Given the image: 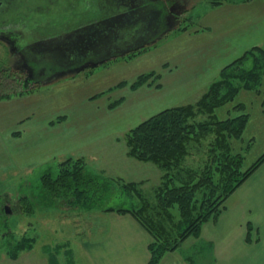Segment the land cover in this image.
<instances>
[{
  "label": "rangeland",
  "instance_id": "1",
  "mask_svg": "<svg viewBox=\"0 0 264 264\" xmlns=\"http://www.w3.org/2000/svg\"><path fill=\"white\" fill-rule=\"evenodd\" d=\"M104 1L12 0L11 7L14 11L9 10L8 14L0 15L1 21L7 20L14 13V24L2 22L0 29L16 31V34L10 35L16 36L18 42L25 40L23 46L35 47L32 50L36 52V56H31L30 51L25 48L20 53L12 52L8 42L0 37V205L2 209L7 206L11 210V213L0 216V256L8 257L7 239L3 237L6 228L12 231L13 238L33 235L38 240V245L46 241L50 246L62 242L67 234L74 232L71 223L62 234L58 231L51 232L38 217L44 208L53 210L58 216L64 212L69 217L75 216L77 210H80V214H84L86 210L66 209L60 201L59 204L56 200L54 204H50L51 200L47 201L44 197L45 188L41 179L44 171L49 169L55 176L59 170L58 164L67 158H82L88 172L103 174L120 182L140 183L142 174H148L149 182L143 186L142 192L154 203L156 177H160L162 170L150 161H140L128 155L126 132L167 106L195 102L209 85L198 81L203 74L215 72L218 78L220 70L246 50L254 45L264 47V44H254L251 38L246 39L243 32L232 39L213 34L209 37L210 30L205 26L202 15L209 7L220 3L213 4V0H186L182 3L184 8L181 10L180 20L178 18L170 28L152 38L145 46L131 52L132 54L118 57L108 55L109 60L101 64L97 61L85 68L75 64L65 69L51 70L46 76L35 79L26 77L27 70L24 63H21L20 55L25 58L27 65L30 61L40 63L44 60L55 64L65 63L66 54L54 53V49L44 52L46 39H43L78 26L80 22L103 16L106 12L101 8ZM224 1L227 0H222ZM111 4L112 2L109 4L110 11L106 13L116 9ZM244 15L247 19L238 26V31L247 30V27L251 29V23H254L249 15ZM254 28L258 31L260 26L257 24ZM195 30L198 32H195L198 34L196 37H187L186 33H182ZM34 41L37 42L33 43ZM233 42L234 50L239 45L240 51L230 54ZM50 53L52 59L47 58ZM222 57L225 60L227 57L232 58L221 61ZM77 66L79 69H74ZM152 71L155 74L150 75L146 82L133 85L138 75ZM186 95L198 97L194 100L181 99ZM263 99L264 75L256 91L240 89L233 101L218 106L214 112L217 118L222 119L240 113L235 108L237 103L245 105V111L249 114L247 125L241 138L232 139L231 144L234 151L244 155L242 170L264 151ZM208 139L201 141L200 145L192 144L193 147L185 158L186 165H204L208 157ZM216 176L214 173V177ZM120 182L115 183V188L103 205L115 208L139 206V197L121 188ZM241 184L228 194L219 206L218 213L207 221L216 219L224 211L228 199ZM199 195L200 192L197 193ZM24 197L36 204L34 213L23 214L16 211V203L19 204ZM93 210L104 211L98 208L87 209L85 215L93 214ZM169 211L174 218L179 215L176 206ZM85 217L81 215V219ZM34 218L39 222L36 225L33 223L35 228L32 230L33 228H28L27 222L34 221ZM60 219L58 217V221ZM204 223L197 235H190L188 238L199 237ZM249 227L251 226L247 224L246 239ZM185 240L175 250H180L183 245L187 246L188 242L185 243ZM200 246L202 247L196 244L191 245L189 250L185 249L190 254L187 256L192 259V264H204L200 260Z\"/></svg>",
  "mask_w": 264,
  "mask_h": 264
},
{
  "label": "trees",
  "instance_id": "2",
  "mask_svg": "<svg viewBox=\"0 0 264 264\" xmlns=\"http://www.w3.org/2000/svg\"><path fill=\"white\" fill-rule=\"evenodd\" d=\"M221 2L222 0L212 1L213 4ZM89 33V30H85L81 34L85 41ZM54 36L49 37L53 42L56 41ZM152 37L157 36L145 35L135 46L127 45L123 51L112 50L108 55L116 53L114 55L118 57L133 53L137 48L148 44ZM123 38H131V35ZM76 40L78 43L79 40ZM28 48L31 56H36V52L32 50L35 47ZM44 48L46 53L54 49V53L66 54L65 63L55 64L44 60L40 63L36 62L37 65L47 66L48 71L74 65L71 58L74 52H71L67 45L63 48L62 44L49 42ZM81 54L79 59L82 58ZM51 57L53 56L50 53L47 58ZM154 74L152 71L138 75L133 85L138 86L146 82L149 76ZM263 75L264 47L254 45L224 66L219 72V77L208 85L195 102L167 106L146 117L126 132L125 143L128 155L140 161H150L162 170L154 187V203L149 201L139 188L141 182L123 180L120 182L103 174L88 172L82 158L63 160L58 164L59 170L55 176L49 169L44 171L41 178L45 188L44 197L47 201L51 200L50 204H54L55 200L59 204L60 201L64 208H98L104 211L129 213L151 236L147 247L149 251L147 264H158L166 252L175 250L188 236L197 235L201 224L218 213L219 206L228 194L264 161L263 151L242 170L244 155L234 151L231 145L232 139L241 138L249 119L243 103L235 105L240 111L235 116L219 119L214 113L218 106L233 101L240 89L256 91ZM207 139L208 157L204 165L197 167L186 165L185 158L190 153L191 147L195 144L200 145L201 141ZM214 173L217 174L216 177ZM118 181L121 188L139 197L141 201L139 206L115 208L103 205ZM198 192H200L199 196H197ZM35 205L32 200L24 197L19 204L16 203V211L32 214ZM175 206L179 213L177 218H174L169 211ZM3 215L6 213L0 205V216ZM249 234L250 227L247 239L250 238ZM3 237L7 239L6 254L11 259H15L22 250L31 248L36 241L33 235L13 238L9 228H6ZM53 248V252H58L60 249L59 246ZM52 254L49 257L50 264H59L55 253ZM65 255L67 264H74L71 253Z\"/></svg>",
  "mask_w": 264,
  "mask_h": 264
},
{
  "label": "crops",
  "instance_id": "3",
  "mask_svg": "<svg viewBox=\"0 0 264 264\" xmlns=\"http://www.w3.org/2000/svg\"><path fill=\"white\" fill-rule=\"evenodd\" d=\"M244 14L249 15L254 23H251V29L247 27V30L238 31V26L247 19ZM202 19L208 31L210 30L209 37L213 34L216 37L224 38L225 36L232 39L233 36L243 32L246 39H253L254 44H264V0L241 2L227 0L218 6L206 9ZM257 24L260 26L258 31L254 28ZM229 31L231 34H227ZM195 32L196 30L182 33L183 35L186 33L187 37H196L198 32ZM210 43L212 44L213 41ZM237 43L239 44L238 37ZM217 47L219 51H222L219 45ZM236 47L234 50L235 42H233L229 53L239 52V45ZM232 57H227L226 60ZM220 60L226 61L223 57ZM216 74L207 72L198 81L203 85L210 84L217 78ZM187 96L181 99L194 100L198 97ZM148 178L146 173L139 178L142 180L139 185L142 191L143 186L149 182ZM156 178L158 182L159 176ZM128 179L136 180L131 177ZM66 209L74 210L75 208ZM223 210L216 219L206 221L202 225L199 237H187L188 240H185V243H189L187 246L183 245L180 250L166 253L159 264L191 263L192 259L188 257L190 254H187L185 249L189 250L191 245L196 244L202 245L200 260L204 264L206 262L208 264H264V161L237 188L236 192L234 191ZM52 211L44 208L40 212L41 216L38 215L47 229L62 234L71 223L74 230L71 235L67 234L62 242L54 245L59 246V251L53 252L54 246H50L46 241L38 245L36 239L31 248L22 250L15 259L0 256V264H50L49 257L52 253H55L59 264H67L65 255L67 253H71L74 264H147L149 259L147 247L151 236L129 213L93 210V214L85 215L86 209L84 214H80V210H77L76 214L74 213L75 216L69 217L64 212L58 216ZM81 215L86 217L81 219ZM57 216L61 217L59 221ZM34 219L27 222L28 228H33L32 230L39 222L38 219ZM247 224L251 226L248 240L245 238Z\"/></svg>",
  "mask_w": 264,
  "mask_h": 264
},
{
  "label": "flooded vegetation",
  "instance_id": "4",
  "mask_svg": "<svg viewBox=\"0 0 264 264\" xmlns=\"http://www.w3.org/2000/svg\"><path fill=\"white\" fill-rule=\"evenodd\" d=\"M185 1L186 0H105L101 8L105 9L106 12L110 11L109 4L112 2L111 5L116 8L114 10L112 9V14L111 12H105L102 14L103 16L86 22H80L78 26L59 31L50 36L55 35L56 41L54 42L58 43V45L62 44L63 48L67 45V48H69L71 52H74V55L71 56L74 65L78 63L79 65L88 64L91 66L92 63L97 61L99 63H104L109 60L107 55L112 52V50L121 52L127 45L131 47L135 46L145 35L149 36L155 34L157 36L159 33H163L170 28L173 22L175 23L178 18L180 20L181 10L184 8V4L182 3H185ZM11 6L12 0H8L7 2L5 0H0V15L4 16L8 14L9 10L13 12L14 9ZM12 14L14 15V13H11L7 20L2 19L0 23L7 22L8 25H13L15 19L12 18ZM85 30L90 31L86 41L81 36ZM11 33L16 34V31L11 32L6 28L0 29V37L8 42L12 52L17 51V53H20L22 48L28 51L29 48L23 46L26 41L20 40L18 42L19 39H17L16 36L10 35ZM128 35H131V38H123ZM45 39L47 44L49 42L52 44L54 43L49 38H44L43 40ZM76 39L79 40L78 43ZM35 42L37 41L33 43ZM80 54L82 58L79 59ZM114 54L116 53H113V55ZM21 56L22 55H20L22 59L21 63H24L27 70V78L31 77L35 79L36 77L46 76L51 72V70H47V66L44 65L47 67V69H44L34 61L27 62V65L25 63V58ZM94 57H96L95 60ZM114 57L117 56L114 55Z\"/></svg>",
  "mask_w": 264,
  "mask_h": 264
},
{
  "label": "water",
  "instance_id": "5",
  "mask_svg": "<svg viewBox=\"0 0 264 264\" xmlns=\"http://www.w3.org/2000/svg\"><path fill=\"white\" fill-rule=\"evenodd\" d=\"M88 64H82V68H85V66H87ZM41 67H43L44 69H47V67H45L44 65H40ZM79 66H81V65H79ZM79 66H77V67H74V69L75 68H78ZM81 68V67H80ZM81 68V69H82ZM73 69V68H72ZM79 69V68H78ZM48 70V69H47ZM4 211H5V213H11V210L10 209H7V206H5L4 207Z\"/></svg>",
  "mask_w": 264,
  "mask_h": 264
},
{
  "label": "bare ground",
  "instance_id": "6",
  "mask_svg": "<svg viewBox=\"0 0 264 264\" xmlns=\"http://www.w3.org/2000/svg\"><path fill=\"white\" fill-rule=\"evenodd\" d=\"M136 125V124H135Z\"/></svg>",
  "mask_w": 264,
  "mask_h": 264
}]
</instances>
